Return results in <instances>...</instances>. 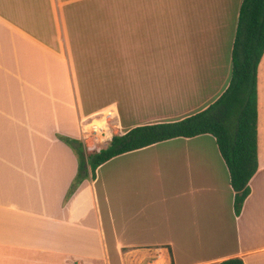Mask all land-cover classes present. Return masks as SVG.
<instances>
[{
    "label": "crops",
    "instance_id": "crops-1",
    "mask_svg": "<svg viewBox=\"0 0 264 264\" xmlns=\"http://www.w3.org/2000/svg\"><path fill=\"white\" fill-rule=\"evenodd\" d=\"M87 1L0 0V264H128L139 252L147 264L164 258L163 246L173 264H264V58L260 166L239 215L211 134L118 155L67 195L79 162L61 137L90 154L114 135L191 110L175 118L178 109L165 105L174 91L156 88L154 74L167 69L149 50L139 57L136 18H100L95 32L77 27ZM189 92L196 107L201 95Z\"/></svg>",
    "mask_w": 264,
    "mask_h": 264
},
{
    "label": "trees",
    "instance_id": "trees-1",
    "mask_svg": "<svg viewBox=\"0 0 264 264\" xmlns=\"http://www.w3.org/2000/svg\"><path fill=\"white\" fill-rule=\"evenodd\" d=\"M264 58V0H242L231 49V76L220 96L205 109L185 118L138 125L124 134L114 135L108 145L88 154L85 144L61 137L75 151L79 167L67 193L70 196L86 178L110 159L149 145L177 137L211 134L229 170L235 192L237 215L250 194L249 182L259 170V69ZM167 264L172 250L163 246ZM145 253L127 256L128 264H138ZM218 264H245L240 257Z\"/></svg>",
    "mask_w": 264,
    "mask_h": 264
},
{
    "label": "rangeland",
    "instance_id": "rangeland-1",
    "mask_svg": "<svg viewBox=\"0 0 264 264\" xmlns=\"http://www.w3.org/2000/svg\"><path fill=\"white\" fill-rule=\"evenodd\" d=\"M85 4L89 11H85V19L76 11V23L77 27L91 32L99 27L96 21L100 18L134 17L138 20L135 33L145 39L137 43L145 51L139 57L144 58L149 50V59H154L156 67L167 69L154 74V78L156 88L169 86L173 89L171 96L165 94L163 101L167 107L178 109L180 113L175 114V118H180L189 108L188 116L205 109L227 87L231 76L232 24L237 22V0H102L101 8L96 0ZM80 5L78 1L74 4L77 8ZM89 19L91 25L83 26V20L88 23ZM193 87L201 95L196 107L187 104L192 99L190 94L187 100L183 96ZM79 95L81 106H84L82 90ZM260 150L261 155L262 148Z\"/></svg>",
    "mask_w": 264,
    "mask_h": 264
},
{
    "label": "built area",
    "instance_id": "built-area-1",
    "mask_svg": "<svg viewBox=\"0 0 264 264\" xmlns=\"http://www.w3.org/2000/svg\"><path fill=\"white\" fill-rule=\"evenodd\" d=\"M147 264H167L164 258H160L159 260L155 259L153 261H149Z\"/></svg>",
    "mask_w": 264,
    "mask_h": 264
}]
</instances>
